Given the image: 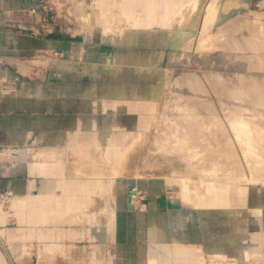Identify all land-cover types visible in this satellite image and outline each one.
Segmentation results:
<instances>
[{
	"label": "crops",
	"instance_id": "1",
	"mask_svg": "<svg viewBox=\"0 0 264 264\" xmlns=\"http://www.w3.org/2000/svg\"><path fill=\"white\" fill-rule=\"evenodd\" d=\"M184 2L0 0V264H264L258 198L224 207L200 194L196 205L169 180H140L137 211L134 181L80 171L84 146L124 145L150 128L156 72L182 54ZM51 57L88 69L51 68Z\"/></svg>",
	"mask_w": 264,
	"mask_h": 264
},
{
	"label": "rangeland",
	"instance_id": "2",
	"mask_svg": "<svg viewBox=\"0 0 264 264\" xmlns=\"http://www.w3.org/2000/svg\"><path fill=\"white\" fill-rule=\"evenodd\" d=\"M207 1H209V0H207ZM222 1H225L227 4L224 5ZM220 2H222L221 3L222 4L221 8L223 6H225V8H223L224 10L223 9L222 10L226 14V17L222 21V24H221L220 27L213 26L210 29V31H211V35L210 36L209 35H204L202 33L193 36V39H191L186 44L184 43V46L185 47H182L181 48V50H182L181 53L182 54L180 55V57L176 58V57H174L173 54L171 55L170 52L168 53V56H167L166 61L164 63L166 65V67H167L166 68L167 69V73H166V76H167L166 77V85H165V87H164V89L162 91V96H161L162 98L160 99V102H159V105L160 106L158 105V107H160V108H158V109H160V113L158 115V118L160 119V121H159L160 123H157L158 122L157 121L158 119H157L156 120L157 122L155 123V124H157V126L152 125V124H154V120H155L154 119L155 118V115H154V118H153V121H152V124H151V126L154 127L153 130L154 129L158 130V128H161L162 130L159 131L160 133L162 131H163V133L166 131L167 133L166 132L165 133L167 135L170 134V135L167 136L164 133V135L166 137H168V139H169V136H170V140L172 139L171 141H169L166 138V140H168L167 141L168 144L166 143L165 145H170V144H173L175 141H178V140H176V138L177 139H181V138L183 139L184 138L183 140H186V143L183 142V141H181V142L185 143L182 146L181 143L178 142V145L180 144V147H182V148L184 147L185 148V146H186L188 148H190V147H193L194 148L196 146L194 149H196V148L199 147L200 149L199 148L198 149L200 150V152L196 151L195 153H197V154L201 153L202 154V152H204L205 154L204 153L203 154L206 156V158L204 159V157H205L204 155H203V157L201 155L200 156L198 155V158H197L195 156V153L193 154V152H191V154H189V152H188V154H186L187 151L185 153H183L184 151L183 152L180 151V153H178L177 151L171 153L169 151L168 154H170V157L167 156V158H166L165 155H164L165 157L164 156H161L162 154H165V152H160L161 153V155H160L159 153H157L155 151H150L151 152V154H149L150 156H152V153L154 152L153 153V156L161 157V160H162L163 157L166 159L165 160L163 158V160L160 161V163H161L162 166H160V163H158L159 166H160L159 168H157L156 165H155V167H154V165L151 166L150 161H148L146 164H149L150 166L145 164V167L143 165L142 167H136V169L135 168L126 169L129 172L127 174H125V175L123 174V176L121 175L122 173L121 174H118V175H121V176H118V177H125V178L128 177L132 181V183H133V181L135 182V183L131 184L127 188L126 191H130L131 208H134L137 211H139V210H141V209L144 208V200L146 199V197H145L146 186L140 185L138 181H140V180H142V181H153L155 179H162L164 181H167L168 179H176L179 184H178L177 190H174L173 193L174 194H177V195H178V193H186L185 191H188V190H189L190 193L202 194V193L205 192V188L210 183H214L215 181L217 183L218 182L217 179H218L219 182L221 181L220 182L221 184L219 182H218V184L223 185V186H229V185L232 184L233 186H235V188H236V186H240V187H243V188L246 187L245 189H246V192L247 193H246V196L245 197L248 200L246 202V204L250 200H251V202L256 201V198H258L260 202H263L264 203V178H263L264 177L263 176L264 175V172H263L264 171L263 170L264 167H262L264 165L258 163V161L256 162V160H258V159L255 160L254 157H253V161H255V162H253V161L247 162L248 159H245L246 156L244 154L245 152L243 150V147L241 146V141L240 142L238 141V139H237L234 131L231 128V122L233 120H236V118H242L245 121H247L250 124H252L255 129H258L257 127L260 128V126H261V129H259L260 132L262 130H264V70H263L264 69V53H263L264 52V47L263 46H260L259 48H255V49H257L256 54L258 53V54H261L262 55V57H261V55H258L257 54L258 55L257 57H259V58H257L256 57V54H255V49H251L249 46L247 47L246 46L247 44L245 42L248 39V37H250L249 35H251V32L254 29H256L255 31H257L258 33H260V37H263V39H264V0H248L246 2H242V5H237V6L236 5H233V7H231V6L228 7V4L229 3H228L227 0H220ZM233 8H236V9H233ZM54 12L57 14V9H55ZM117 13H118V11H117ZM245 17H247V18H245ZM240 18H242V19H240ZM110 21H112V24H116V22H118V18H116L115 16H112L111 19H110ZM244 21H245V23L246 22L247 23L245 24ZM242 24H244V25L241 26ZM238 25H239V27L241 26L240 27L241 28V31L240 32H238V30L240 29L238 27ZM236 27H238L239 29L237 30ZM252 27H253V30H252ZM229 28L230 29H232V28L235 29L234 31H236V33L234 31H232L233 30L232 29L231 31L234 34L233 33L229 34V32H230V29ZM224 29H225V31L227 29L229 30V31L228 30L226 31L229 35L228 34L227 35H223L224 33L222 34V32L220 30H222L223 32H225ZM197 33H199V31H197ZM213 34H214V36L215 35L216 36L217 35L220 36V39L217 38L218 36L217 37L216 36L213 37ZM231 35H234V36H231ZM229 36H230V39H229ZM223 37H225V38L223 39ZM244 37H247V39L244 38ZM236 38H237V40H236ZM242 38L244 40H242ZM226 40H228V41H226ZM239 40H240V42H239ZM235 41H237V42H235ZM217 42L218 43L220 42V43L218 44ZM230 42H231V44H230ZM233 42H235L237 45L235 43H233ZM241 42H243V43H241ZM206 43H207L208 46L206 45ZM243 44L244 45L246 44L245 46L247 48L244 47ZM188 45H190V46H188ZM188 47H189V49H188ZM194 48H195V50H194ZM260 50L262 51V53H261ZM250 56H252L251 57L252 60H251V58H249ZM209 57H210L211 64H209V62H208ZM51 58H55L56 59L57 57H51ZM255 58H257V59L255 60ZM259 59L260 60L262 59L263 61L262 60L259 61ZM259 62H262L263 65H261ZM259 65H261V66L259 67ZM59 74L60 73H58V72L55 73V72L51 71L52 79H54L55 76H59ZM74 75H75V73H73V72H67V74H66V76H67L68 79H74ZM39 76H40V74H35V77L34 78L35 79H39ZM145 76L147 77L148 74L147 73H144V74L131 73L129 75V77L128 78H125V79H130V80H135V79L147 80L145 78ZM192 76H195L196 77V78L194 77L195 79H198L200 82L204 83V85H205V89L204 90H198V89H195L194 90V89L191 88V86H189L190 84L188 83L187 79L189 77H192ZM30 78L28 77V79H30ZM201 80H203V81H201ZM206 81H208L207 82L208 84L206 83ZM218 81H220L219 85L217 84ZM254 81H255V83H254ZM212 83L217 84L218 87H217V85H214V84L212 85ZM209 84H210L211 87L209 86ZM249 85L252 86V87L250 88ZM206 86H207V88H206ZM254 87L257 90L259 89L258 91H260V89L262 88L261 89V92H263V93L261 94V92H258L257 90H253V89H255ZM219 88L222 89L223 91L221 90L219 92V90H220ZM248 88H250V89H248ZM206 89H208V90H206ZM208 91H210V92H208ZM253 91L255 93H253ZM218 92H219L220 95L218 94ZM258 93H260V95H262V97L259 96ZM254 94L256 96H258V98L256 97V98H254V100L257 99V101H258V99L260 97H261V100L259 99L260 101H258V102L255 100L256 102H254V100H252L253 96H255ZM200 98H201V100H200ZM205 99H208V100H205ZM184 100H186V101H184ZM199 100H200V102H199ZM202 100L203 101L205 100V102L203 103ZM210 100H211V102H210ZM187 101H189V102H187ZM196 102H199L201 104L199 105ZM208 102H209V104H208ZM195 103L198 105V106L196 105L197 107L194 105ZM192 105H194L195 107L192 106ZM185 106L186 107L190 106L188 110H192L193 108L195 109V111L197 110V113L196 112L195 113L197 115H199L198 116L200 118L198 120V123L199 124L197 123V120H196L197 119V115L193 112L194 109L192 111L193 113L191 112V114L193 116H194V114L196 115V116H194V118L196 117V119H195L196 122L195 121H192V120H190V122H189V119L190 118H193V116L189 117L190 111H188L185 108ZM203 106H206V107H203ZM211 107H213L212 110H211ZM202 108H204V110H202ZM158 109H157V106H156V112L159 111ZM156 112H155V114H156ZM186 112H188L187 113L188 115L186 114ZM200 112L203 113V114L201 115ZM183 115H186L185 116L186 118L189 117V119H187V120H188L189 123H191V121H192V125L189 124V123H188L189 124L188 125L186 123L187 120H186L185 117L182 118V119L185 118V120H184L185 123L182 122L183 120L181 121L182 123L180 122V119L179 118L182 117ZM203 116H205V117H203ZM217 116H218V118H217ZM208 117H209V119H207ZM194 118H193V120H194ZM213 118H214V120L216 119L219 122H217L216 120L214 121ZM204 119H206V121ZM210 119H212L213 123H212V121L210 123ZM177 120L180 122V123L178 122V124H183L184 123L185 125L184 124L183 125H178L177 122H176ZM208 120H209V122H207ZM200 121H202L203 125L206 128L202 124H200L201 123ZM193 122L196 123V124L194 125ZM214 122L216 123V125H215ZM210 124H213L216 127V129H214V130L215 131L218 130V131L217 132H214L213 129L211 130V128H214V127H213V125L209 126ZM196 125H199V126L196 127ZM200 125L203 126V127H201ZM182 126L183 127L184 126H186V127L189 126V127H187V128L184 127L183 128ZM193 126H194V128H193ZM207 127L208 128L211 127V128L208 129ZM151 128L152 127H150L148 129V131H149L147 133L148 136H146L148 140L153 139L152 137H150V139H149V135L152 132L151 131L152 130ZM179 128L180 129L182 128L183 129V132L185 131L184 134L188 135V137L186 135L183 137L184 134H182V129L180 130ZM190 128H191L192 131H189ZM217 128H220V129H217ZM177 130H178V132H181V134L178 133ZM168 131L170 133H168ZM187 131L188 132H192L194 134L191 133L192 134L191 135ZM215 133H216L217 136H215ZM263 133L264 132L262 131L261 134L264 136ZM178 134H180V136ZM189 135H191L192 138ZM165 136H163V139L158 140V142L159 141L161 142V140H164L165 141V138H164ZM135 137H137V135H131L130 141L127 142L124 145L122 143L121 144L119 143L121 141H119V142L117 141L118 138L117 139H114L115 143H114L113 146H116V147L127 146V145H129V144H131L133 142V139ZM146 137H145V139H146ZM194 137H196V138L194 139ZM197 137H199V138L197 139ZM205 138H206V141L203 140ZM145 139L143 141L144 144H145V141L146 142L148 141L147 139L146 140ZM187 139L190 142H188ZM192 139H194V141ZM216 139H219L218 142L216 141ZM104 140H106V139H100L99 138L98 139V142L101 143ZM173 140H175V141H173ZM199 140H200V142H198ZM153 141L151 143V140H150L149 142H147L145 144L144 147L151 148L153 146V144H155L153 146V147H155L157 145V143L155 141L154 142ZM164 141H162V142H164ZM196 141L200 145H198L196 143L195 146H194V142H196ZM141 142L142 141H140V142L138 141L136 144H141ZM205 142H207V143H205ZM212 142L214 144H212ZM109 143H110V145L112 144L111 141ZM148 143H150V144H148ZM208 143L210 145H212V146H210ZM201 144L204 147H206V145L208 144V146H210L211 149L213 148L212 151H211V149H210V151L207 150L208 148H206V150H204L205 148L203 149V146ZM216 145L217 146H220L219 148H217V150L219 149V154H218V151L215 150L216 151L215 153H217L216 155H218L219 157L216 156L214 154V152H213L214 149H216L215 147H217ZM105 146H107V144H105L104 147ZM256 147L257 146H254L255 149H257ZM259 148L260 147H258V149L256 151L257 154L255 153L256 154L255 158H257V156H259L258 153L259 154L262 153V155H260V156L261 157L263 156L264 151L262 152V150H259ZM221 150H223V151H221ZM235 151H236L237 154L235 153ZM176 152L178 153V155H177ZM181 152L184 154V156H183V154ZM207 152H208V154H206ZM220 152H221V154H220ZM223 152L226 154V156H225V154ZM233 152L237 156H235ZM209 153H211V154H209ZM168 154H166V155H168ZM185 154H186V156H185ZM222 154H223V157H221ZM209 155H210V157L207 158V156H209ZM212 155H215V158L216 157L217 158L215 159L214 156H212ZM227 155H229L228 156V160H226L227 159L226 158ZM232 155H234V156H232ZM172 156H175V157H172ZM193 156H194V160H193ZM186 157L189 158V159L187 160ZM200 157H202V159ZM229 157H231V158H229ZM235 157L237 159L240 158V159H238L240 163L237 162L238 160ZM179 158L180 159L184 158V159L179 160V161L178 160L176 161V159H179ZM211 158H213V161H216V164L218 163V165H219L220 162L222 163V164H220L221 166H218V165L216 166L217 168L219 167L218 168L220 170V173L219 174L217 173V170H216L217 168H214L215 166H212L211 165V164L214 163V162H212ZM234 158H235V160L233 161L232 159H234ZM263 158H264V156H263ZM170 159L172 161L174 159V165L175 164H178V165L174 166V168H173V166H172L173 164L171 162H169ZM185 159H186V163L185 162H182V161H185ZM195 159H197V160H195ZM206 159H207L208 163L206 162ZM208 159H210V160H208ZM189 160H190V163H189ZM191 160H193V162ZM164 161H166V162L168 161V163H169L168 166L169 165L170 166L169 167L166 166L167 165L166 162H165L166 165L165 164L163 165L162 163H164ZM194 161H196V162H194ZM209 161L212 162V163H210ZM204 162L207 163V164H205ZM263 162H264V160H263ZM180 163H182V164H180ZM237 163L239 165L242 163L241 165L242 166L244 165L243 168H242V166H239ZM248 163H251V166L250 167H249L250 164H248ZM158 164H157V166H158ZM183 164L185 165L184 167H183ZM208 164L211 165V167H209ZM234 164L235 165L237 164V165L235 166ZM186 165L189 168H191V166H192L193 173L191 171L192 168L189 171L188 170L189 168ZM206 165L209 168L208 170H207V166ZM224 165L226 166L227 169H225V166ZM232 165H234V166L231 168L230 166H232ZM259 165H260V167H259ZM171 166H172L173 170L171 169ZM203 166H204V168L207 171L204 168H202ZM252 166H254V167L256 166V167L254 168ZM150 167L151 168L154 167V168H157V169L154 170V168H153V170H152ZM229 167L231 168V171H230V168ZM236 167H239L240 170H239V168L236 169V170H234ZM251 167L254 168V169H252ZM143 168H144V170H143ZM149 168L152 170V173H151V171H149ZM169 168H170V170H169ZM185 168H187V169H185ZM197 168H198L199 171L197 170ZM210 168H212V169H210ZM261 168H262V170H261ZM158 169H159V171H158ZM214 169L216 171V174H214L215 173ZM256 169H257V171H256ZM161 170H163V171H161ZM174 170H176V172ZM183 170L185 171V173H184ZM201 170H205L206 171V172L203 171L205 173V175L201 176V174H202V173L200 174V171ZM209 170H213L214 173H213V171H209ZM233 170L234 171H238V172L235 173V172H233ZM133 171H135V173H133ZM136 171H137V174H136ZM144 171H145V173H144ZM179 171H180V173H179ZM229 171L231 172V175H230V173H228ZM239 171H242V173L239 172ZM163 172H165V173H163ZM172 172H175V174L174 173L173 174L174 175L177 174V176H179L182 173L181 174L182 176L180 175L179 176L180 178L179 177H176V176L174 178H170L169 175H171ZM196 172H197L198 175H196ZM222 172L225 174V176H224V174ZM232 172L234 173V175H233ZM167 173H168L169 178L167 176ZM210 173H211V175H210ZM221 173H222V175H221ZM243 173H246L247 176L245 174H243ZM140 174H141V176H140ZM188 174H190L191 177H189L190 175L188 176ZM235 174H237V176ZM174 175H171V177L174 176ZM209 175L211 176L210 177L211 180L209 179ZM213 175H215V177ZM218 175H219V178L217 177ZM227 175L230 177V179H232V178L233 179L231 181H228V179H225L226 177H228ZM238 175H240L241 177L238 176ZM101 176H103V175H101ZM137 176H139V178ZM206 176H207V181L205 180L206 179ZM221 176H222V179L220 178ZM234 176H236V177H234ZM253 176H255L257 179L250 181V178H252ZM257 176H259V177H257ZM181 177H184L186 179L181 178ZM195 177L196 178L198 177V179H195ZM200 177H202V178H200ZM203 177H205V178H203ZM237 177H240V178L237 180ZM246 178L249 180V182H248V180ZM224 179L226 181H223ZM234 179H235V181H234ZM194 180H195V182H194ZM212 180H214V182H212ZM191 181H193V182H191ZM239 181L241 183H239ZM185 182H186V184H185ZM228 182H230V184ZM194 184H197V185H194ZM198 185L202 189H199L200 187ZM245 185H247V186H245ZM188 186H190V187H188ZM195 186H196V188H195ZM160 188L163 191H165L166 190V185H162ZM231 188L234 189V187H231ZM195 190H197V191L200 190L199 191L200 193L199 192H195ZM134 192H135V194H134ZM183 203H184V207L185 208H189V205H188L187 202L183 201Z\"/></svg>",
	"mask_w": 264,
	"mask_h": 264
},
{
	"label": "bare ground",
	"instance_id": "3",
	"mask_svg": "<svg viewBox=\"0 0 264 264\" xmlns=\"http://www.w3.org/2000/svg\"><path fill=\"white\" fill-rule=\"evenodd\" d=\"M181 2L183 1V0H180ZM228 1V7H233V5H242V2H246V1H248V0H227ZM223 2V4L224 5H226L227 3L225 2V1H222ZM222 2H220V0H210V3L209 4H207V5H204V3L202 2V0H185V5L182 7V9L181 10H179V13L178 14H176V15H174L175 17V19H177V26H178V33L181 35V39H182V42L180 43V47L182 48V47H185L184 46V43L186 44L187 42H189L191 39H193V36H195V35H198V34H206V35H211V33L209 32V29H210V27H212L213 25H217V26H219V25H221L222 24V21L225 19V17H226V14H225V12L223 11L224 9L223 8H225V6H223L222 8H221V6H222ZM227 7V8H228ZM223 9V10H222ZM230 9V8H229ZM228 9V10H229ZM233 9H236V8H233ZM83 10V9H82ZM231 10V9H230ZM229 10V11H230ZM242 10V9H241ZM226 11V10H225ZM228 11V12H229ZM246 12V11H245ZM59 13H61V12H59ZM239 18V17H238ZM245 18H247V17H245ZM240 19H242V18H240ZM240 21V20H239ZM243 21V20H242ZM243 23V22H242ZM244 23H245V21H244ZM247 23V22H246ZM245 23V24H246ZM244 24H242L241 26H243ZM240 26V27H241ZM238 27H239V25H238ZM238 27H236L237 28V30L240 28H238ZM227 28V27H226ZM243 28V27H242ZM221 29V28H220ZM230 29V28H229ZM233 29V28H232ZM230 29V32H229V34H231V33H233L232 31H234L235 29ZM244 29V28H243ZM228 30V29H227ZM226 30V31H227ZM232 30V31H231ZM252 30H253V27H252ZM256 29H254L252 32H251V35H249L250 37H248V39H247V37H244V38H246L247 40L245 41L246 42V46L248 47H250L251 49H255V48H259L260 46H263L264 47V39H263V37H260V33H258L257 31H255ZM197 31H199V33H197ZM221 32H222V34L223 35H227L228 33L225 31V29H224V31L225 32H223L222 30H220ZM229 31V30H228ZM241 31V28L238 30V32H240ZM235 33H236V31H234ZM216 34V33H215ZM218 34V33H217ZM228 34V35H229ZM234 34V33H233ZM216 36V35H215ZM214 36V34H213V37H215ZM218 36V35H217ZM216 36V37H217ZM231 36H234V35H231ZM228 37V36H227ZM217 38H219L220 39V36H218ZM225 37H223V39H224ZM234 38V37H233ZM216 39V38H215ZM229 39H230V36H229ZM205 40V39H204ZM213 40V39H212ZM233 40V39H232ZM231 40V41H232ZM236 40H237V38H236ZM242 40H244L243 38H242ZM241 40V41H242ZM196 41V40H195ZM209 41V40H208ZM216 41V40H215ZM214 41V42H215ZM226 41H228V40H226ZM230 41V40H229ZM235 42H237V41H235ZM235 42H233V43H235ZM239 42H240V40H239ZM244 42V41H243ZM243 42H241V43H243ZM195 43V42H194ZM218 43V42H217ZM220 43V42H219ZM218 43V44H219ZM196 44V43H195ZM229 44V43H228ZM230 44H231V42H230ZM236 44V43H235ZM206 45H207V43H206ZM237 45V44H236ZM239 45V44H238ZM242 45V44H241ZM244 44H243V46L244 47H246ZM188 46H190V45H188ZM208 46V45H207ZM194 47V46H193ZM214 47V46H213ZM216 47V46H215ZM227 47V46H226ZM246 47V48H247ZM223 48V47H222ZM225 48V47H224ZM249 48V49H250ZM188 49H189V47H188ZM244 49V48H243ZM194 50H195V48H194ZM254 51V50H253ZM252 51V52H253ZM261 51V50H260ZM210 52V51H209ZM256 52H257V49H255V54H256ZM259 52V51H258ZM261 53H262V51H261ZM264 53V52H263ZM258 54V53H257ZM256 54V57L258 56V55H261V54H258L257 55ZM74 55V57L75 58H78L79 57V54H77V52H75V54H73ZM253 55V54H252ZM255 56V55H254ZM252 56H250L249 58H251ZM261 57H262V55H261ZM260 57V58H261ZM49 58V57H48ZM257 58H259V57H257ZM257 58H255V60L257 59ZM263 59V58H262ZM261 59V60H262ZM38 60V59H37ZM46 60V59H45ZM77 60V59H76ZM75 59H73L72 61L71 60H65V59H59V58H50V60H49V62H48V60H47V63L50 65V67L51 68H57L58 70H61V71H79V72H82V71H87V69H88V67H86L85 66V68H84V70H79L77 67H76V65H75V61H76ZM251 60H252V58H251ZM260 59H259V61H261ZM32 61V60H31ZM40 61V60H39ZM263 61V60H262ZM26 62V61H25ZM25 62H24V64H25ZM34 62V61H33ZM42 62V61H41ZM40 62V63H41ZM37 63H38V61H37ZM36 63V64H37ZM43 63V62H42ZM41 63V64H42ZM261 65H263L262 64V62H259ZM39 64V63H38ZM261 65H259V67L261 66ZM29 66V65H28ZM254 66V65H253ZM257 66V65H256ZM255 66V67H256ZM20 68V67H19ZM30 68V67H29ZM23 69H24V67L22 68V71H23ZM25 69H26V71H27V68L25 67ZM264 70V69H263ZM21 71V72H22ZM156 76H157V81H158V87H156V88H154L153 90H152V97L154 98V100L156 101V106H157V109L158 108H160V107H158V105H159V102H160V99L162 98L161 96H162V91H163V89H164V87H165V85H166V71H157L156 72ZM195 76H192V77H189L188 79H187V81H188V83L190 84L189 86H191V88L192 89H198V90H204L205 89V85H204V83H202V82H200L198 79H195L194 78ZM200 79V78H199ZM211 80V79H210ZM201 81H203V80H201ZM168 82V81H167ZM208 81H206V83H207ZM251 82V81H250ZM219 83H220V81H218V85H219ZM254 83H255V81H254ZM208 84V83H207ZM211 84V83H210ZM210 84H209V86H210ZM214 83H212V85H213ZM217 84H214V85H217ZM218 85H217V87H218ZM250 86V85H249ZM255 86V85H254ZM211 87V86H210ZM209 87V88H210ZM252 86H250V88H251ZM206 88H207V86H206ZM222 88V87H221ZM250 88H248V89H250ZM255 88V87H254ZM260 88V87H259ZM217 89V88H216ZM220 89V88H219ZM262 89V88H261ZM261 89H260V91H258L256 88L255 89H253V90H257L258 92H261ZM206 90H208V89H206ZM222 89H220L219 90V92L221 91ZM223 91V90H222ZM256 91V92H257ZM208 92H210V91H208ZM219 92H218V94H219ZM222 93V92H221ZM253 93H255L254 91H253ZM263 92H261V94H262ZM208 94V93H207ZM223 94V93H222ZM252 94V93H251ZM259 94V96H261L262 97V95H260V93H258ZM257 94V95H258ZM220 95V94H219ZM218 95V96H219ZM255 95V94H254ZM253 96V95H252ZM202 97V96H201ZM258 98V96H253V98H252V100H254V98ZM261 97L259 98L260 100H261ZM198 98V97H197ZM204 98V97H203ZM199 99V98H198ZM209 99V98H208ZM208 99H205V100H208ZM251 99V98H250ZM258 99V101H260ZM188 100V99H187ZM191 100V99H190ZM196 100V99H195ZM200 100H201V98H200ZM200 100H199V102H200ZM205 100L203 101L202 100V102L204 103L205 102ZM256 101H257V99H255ZM254 100V102H256ZM184 101H186V100H184ZM257 101V102H258ZM187 102H189V101H187ZM199 102H196V103H198L199 105L201 104V103H199ZM210 102H211V100H210ZM191 103V102H190ZM189 103V104H190ZM194 103V102H193ZM194 104L195 106L197 105V104ZM187 104V103H186ZM185 104V105H186ZM188 104V105H189ZM208 104H209V102H208ZM211 104V103H210ZM194 105H192V106H194ZM203 105V104H202ZM160 106V105H159ZM194 106V107H195ZM198 106V105H197ZM196 106V107H197ZM210 106V105H209ZM212 106V105H211ZM189 107L190 106H188V107H186L185 106V108L188 110L189 109ZM203 107H206V106H203ZM201 108V107H200ZM215 108V107H214ZM194 109V108H193ZM193 109L192 110H188V111H190V114H191V112L193 111ZM199 109V108H198ZM206 109V108H205ZM209 109V108H208ZM213 109V107H211V110ZM159 111H157L156 112V114H155V120H154V124H152V125H155V126H157V124H155L157 121V123H160L159 121H160V119L158 118V115H159V113H160V109H158ZM202 110H204V108H202ZM194 113L196 112L197 113V110L195 111V109H194V111H193ZM192 112V113H193ZM203 112V111H202ZM205 112V111H204ZM188 112H186V114H187ZM195 113V114H196ZM201 113V112H200ZM199 113V114H200ZM189 114V117H191V116H193L192 114L190 115ZM194 114V116H196ZM203 113H201V115H202ZM188 115V114H187ZM186 115H183L182 117H180L179 119H180V122L182 121V122H184L185 123V117ZM194 116H193V118H194ZM199 115H197V119H196V117L194 118V120H193V118H190L189 119V117H187L186 118V120L187 119H189V122H190V120H192V121H195L196 122V120H197V123H198V120L200 119L199 117H198ZM183 117H185L184 119H182ZM203 117H205V116H203ZM215 118V117H214ZM214 118H213V120H214ZM217 118H218V116H217ZM158 119V120H157ZM196 119V120H195ZM207 119H209V117L207 118ZM157 120V121H156ZM205 121H206V119H204ZM216 120V119H215ZM214 120V121H215ZM192 121H191V123H189L188 122V120H187V124L189 123V124H191L192 125ZM204 121V122H205ZM211 121H212V119H210V123H211ZM217 121V120H216ZM177 122V124H178V120L176 121ZM179 122V123H180ZM181 122V123H182ZM201 123L200 124H202L203 125V123H202V121H200ZM207 122H209V120L207 121ZM217 122H219V121H217ZM183 123V124H184ZM194 123V122H193ZM206 123V122H205ZM212 123H213V121H212ZM215 123V122H214ZM176 124V123H175ZM176 124V125H177ZM183 124H178V125H183ZM186 124V125H187ZM188 124V125H189ZM196 123H194V125H195ZM199 124V123H198ZM209 124V123H208ZM159 125V124H158ZM185 125V124H184ZM207 125V124H206ZM211 125H213V124H210L209 126H211ZM215 125H216V123H215ZM218 125V124H217ZM199 125H196V127H198ZM201 126V125H200ZM204 126V125H203ZM203 126H201V127H203ZM150 127H152L150 130L152 131L151 133H150V135H149V139H150V137H152L153 139H150L151 140V143H152V141L154 140L156 143H157V145L155 146V147H153L155 144H153V146L151 147V148H146V147H144L145 146V144L147 143V142H149L150 140H148L147 139V137L146 136H148L147 135V133L149 132L148 130L146 131V132H141V133H139L138 135H137V137H135L134 139H133V142L131 143V144H129V145H127V146H123V147H116V146H109V145H107V146H105V147H102V150H99V151H96V150H93L92 148H90L89 146L87 147V146H84L83 148H81L82 149V152L81 153H79L80 154V156L79 155H77L76 157H78L79 159H81V161L82 162H80L81 164H82V168H81V174L82 175H87V176H95V177H102L101 175H103V176H111V177H113V178H116V177H118V176H123V174L125 175V174H127L129 171L128 170H126V169H131V168H135L136 169V167H142L143 165H144V167H145V164L148 162V161H150V163H151V166L152 165H154V167H155V165H156V167L157 168H159L160 166H162L161 165V163H160V161H162L163 160V158L166 156V158H167V156H169L170 157V154H168V152L170 151L171 153L172 152H175V151H177L178 153H180V151H184L183 153H185L186 151H187V153L186 154H188V152H189V154H191V152H193V154L196 152V151H198V152H200V148L198 149V148H196V149H194L196 146H195V144L197 143V141L196 142H194V148L193 147H190V148H188V147H186L185 146V148L183 147H180V144L178 145V142L179 143H181V145L183 146L185 143H186V140H183L181 137V139H177L176 138V140H178V141H175V140H173V141H175L173 144H170V145H165L166 143H167V141L169 140V141H171L170 140V136H169V139H168V137H166L165 135H167L165 132V135H164V133H163V131L160 133L159 131H161L162 129L161 128H158V130H156V129H154L153 130V126H150ZM178 127V126H177ZM183 127V126H182ZM184 127H186V126H184ZM183 127V128H184ZM187 127H189V126H187ZM186 127V128H187ZM192 127V126H191ZM205 127V126H204ZM213 127L214 128H211V127H209V128H211V130L213 129V131L214 132H217L218 130H214V129H216V127L213 125ZM218 127V126H217ZM220 127V126H219ZM165 128V127H164ZM193 128H194V126H193ZM206 128V127H205ZM208 128V127H207ZM208 128V129H209ZM231 128H232V130L234 131V133H235V135H236V137H237V139H238V141L240 142L241 141V146L243 147V150H244V154H245V159H248V161L247 162H251V161H253V157H254V159L256 160V159H258V160H256V162L258 161V163H260V164H263L264 165V162H263V160H264V158H263V156H264V153H263V156L261 157L260 155H262V153H258V155L259 156H257V158H255V156H256V154H257V149H258V147H260L259 148V150H262V152L264 151V136L261 134L262 133V131L264 132V130H262L261 132H260V130L259 129H261V126H260V128L259 127H257L258 129H255L254 127H253V125L252 124H250L249 122H247V121H245L244 119H242V118H236V120H233L232 122H231ZM180 129V128H179ZM182 129V128H181ZM180 129V130H181ZM189 129V128H188ZM217 129H220V128H217ZM156 130V131H155ZM167 130V129H166ZM198 130V129H197ZM189 131H192L191 130V128H190V130ZM196 131V130H195ZM177 132H178V130H177ZM185 132V131H184ZM184 132H183V129H182V134H184ZM188 132V131H187ZM168 133H170L169 131H168ZM178 133H180L181 134V132H178ZM189 134H191L192 132H188ZM180 134H178L179 136H180ZM192 134H194V133H192ZM191 134V135H192ZM200 134V133H199ZM264 134V133H263ZM168 135H170V134H168ZM167 135V136H168ZM177 135V136H178ZM186 134H184L183 135V137L185 136ZM191 135H189L191 138H192V136ZM163 136H165L164 138H165V141L164 140H161V142L159 141L158 142V140H160V139H163ZM176 136V137H177ZM187 137H188V135H186ZM200 136V135H199ZM204 136V135H203ZM215 136H217L216 135V133H215ZM145 137H146V139L148 140L147 142L145 141V144H144V139H145ZM166 138L168 139V140H166ZM196 137H194V139H195ZM199 137H197V139H198ZM217 138V137H216ZM220 138V137H219ZM142 139V140H141ZM145 139V140H146ZM190 139V138H189ZM194 139H192L193 141H194ZM196 139V140H197ZM96 140V143L98 142V139L96 138L95 139ZM191 140V141H192ZM203 140H205L206 141V138L205 139H203ZM218 140L219 139H216V141L218 142ZM94 141V140H93ZM140 142V141H142L141 142V144H136L137 142ZM153 141V142H154ZM162 141H164V142H162ZM181 141H183V142H185V143H183V142H181ZM187 141H188V139H187ZM188 142H190V141H188ZM198 142H200V140L198 141ZM203 142V141H202ZM201 142V143H202ZM209 142V141H208ZM211 142V141H210ZM81 143H85V141L84 142H81ZM99 143V142H98ZM171 143V142H170ZM183 143V144H182ZM193 143V142H192ZM205 143H207V142H205ZM87 144V143H86ZM99 144H101V143H99ZM148 144H150V143H148ZM168 144V143H167ZM189 144V143H188ZM198 144V143H197ZM209 144V143H208ZM208 144L206 145V147H204L202 144V146H203V149L204 150H206V148H208L207 150H209L210 151V149H211V147L210 146H212V145H210V146H208ZM212 144H214L213 142H212ZM219 144V143H218ZM217 144V145H218ZM229 144V143H228ZM235 144V143H234ZM198 145H200V144H198ZM205 145V144H204ZM216 145V146H217ZM82 146V144L78 147L79 149V152L81 151V149H80V147ZM90 146H91V144H90ZM104 146V145H103ZM254 146H257L256 148L257 149H255L254 148ZM95 147V146H94ZM148 147V146H147ZM220 146H217V147H215L216 149H214V154L216 155L217 153H215L216 151L215 150H217V148H219ZM73 148H74V146H73ZM262 148V149H261ZM76 148H74V150H75ZM185 149V150H184ZM213 149V148H212ZM212 149H211V151H212ZM238 149V148H237ZM236 149V150H237ZM239 150V149H238ZM237 150V151H238ZM150 151H155V152H157V153H159L160 155H161V153L160 152H165V154H162L161 156H164L163 158H162V160H161V157H158V156H153V153H152V156H150L149 154H151V152ZM208 151V152H209ZM218 151V154H219V149L217 150ZM221 151H223V150H221ZM228 151V150H227ZM167 152V153H166ZM176 152V153H177ZM181 152V153H182ZM208 152L206 153V154H208ZM259 152V151H258ZM178 153H177V155H178ZM182 153V154H183ZM204 152H202V154L201 153H199V154H197V153H195V156L198 158V155L200 156H202L203 157V155L205 154H203ZM224 153V152H223ZM232 153V152H231ZM230 153V154H231ZM234 153V152H233ZM235 153H236V151H235ZM235 153H234V155H235ZM256 153V154H255ZM148 154V155H147ZM156 154V153H155ZM158 154V155H159ZM166 154H168V155H166ZM174 154V153H173ZM172 154V155H173ZM181 154V155H182ZM186 154H185V156H186ZM192 154V155H193ZM209 154H211V153H209ZM220 154H221V152H220ZM225 154V153H224ZM228 154V153H227ZM237 154V153H236ZM215 155H212V156H214V158H215ZM234 155H232V156H234ZM176 156V155H175ZM175 156H172V157H175ZM183 156H184V154H183ZM188 156V155H187ZM205 156V155H204ZM216 156H218V155H216ZM225 156H226V154H225ZM228 156L229 155H227V159L226 160H228ZM235 156H237V155H235ZM75 157V156H74ZM189 157V156H188ZM202 157H200L201 159H202ZM208 157H210V155L209 156H207V158ZM219 157V156H218ZM221 157H223V154L221 155ZM261 157V158H260ZM178 158V157H177ZM187 158V157H186ZM206 158V156L204 157V159ZM217 158V157H216ZM215 158V159H216ZM229 158H231V157H229ZM236 158V157H235ZM235 158L234 159H232L233 161L235 160ZM165 159V158H164ZM182 159H184V158H182ZM182 159H176V161L178 160H182ZM189 158H187V160H188ZM192 159V158H191ZM200 159V160H201ZM221 159V158H220ZM237 159V158H236ZM238 159H240V158H238ZM237 159V160H238ZM77 160V159H76ZM166 160V159H165ZM193 160H194V156H193ZM193 160H191L192 162H193ZM195 160H197V159H195ZM208 160H210V159H208ZM211 160H212V162H214L213 164H211L212 166H215L214 168H217L216 166L218 165V163L216 164V161H213V158H211ZM218 160V159H217ZM236 160V161H237ZM244 160V159H243ZM77 161H79V160H77ZM202 161V160H201ZM204 161V160H203ZM219 161V160H218ZM221 161V160H220ZM245 161V162H246ZM165 162L166 161H164V163H162L163 165L165 164ZM169 162H171L170 164L173 166V168H174V166H176V165H178V164H175L174 165V159H173V161L170 159V161ZM181 162V161H180ZM182 162H185L186 163V159H185V161H182ZM188 162V161H187ZM194 162H196V161H194ZM206 162L208 163V161H207V159H206ZM210 162V161H209ZM212 162H210V163H212ZM238 163H240L239 162V160L237 161ZM244 162V163H245ZM246 162V163H247ZM253 162H255V161H253ZM263 162V163H262ZM158 163H160V166H159V164ZM178 163V162H177ZM189 163H190V160H189ZM205 163V162H204ZM207 163H205V164H207ZM209 163V164H210ZM226 163V162H225ZM230 163V162H229ZM228 163V164H229ZM234 163V162H233ZM237 163V164H238ZM245 163V164H246ZM157 164H158V166H157ZM167 164V165H166ZM166 166H168V161L166 162ZM180 164H182V163H180ZM196 164V163H195ZM208 164V165H209ZM220 164H222L221 162L219 163V165L218 166H221ZM227 164V165H228ZM232 164V163H231ZM236 164V165H237ZM242 164V163H241ZM239 165V166H242V165ZM248 164H250L249 165V167L251 166V163H248ZM146 165H149V164H146ZM190 165V164H189ZM199 165V164H198ZM211 165H209V167H211ZM235 165V164H234ZM234 165H232V166H230L231 168L234 166ZM235 165V166H236ZM150 166V165H149ZM170 166V165H169ZM168 166V167H169ZM172 166H171V169L173 170V168H172ZM185 165L183 164V167H184ZM187 166V165H186ZM200 166V165H199ZM202 166V165H201ZM207 166V165H206ZM225 166V165H224ZM244 166V165H243ZM243 166H242V168H243ZM147 167V166H146ZM154 167H150L152 170H153V168ZM188 167V166H187ZM229 167V168H230ZM252 167H254V166H252ZM251 167V168H252ZM256 167V166H255ZM254 167V168H255ZM259 167H260V165H259ZM262 167H264V166H262ZM149 168V171H151V173H152V170ZM157 168H154V170H156ZM165 168V167H164ZM176 168V167H175ZM189 168V167H188ZM191 168H192V166H191ZM191 168H189L188 170L190 171L191 170ZM202 168H204V166L202 167ZM213 168V167H212ZM212 168H210V169H212ZM219 168V167H218ZM216 169L217 170V173L219 174L220 173V170L219 169ZM223 168V167H222ZM221 168V169H222ZM231 168H230V171H231ZM239 167H236L234 170H236V169H238ZM250 168V169H251ZM254 168H252V169H254ZM258 168V167H257ZM140 169V168H139ZM161 169V168H160ZM180 169V168H179ZM184 169V168H183ZM185 169H187V168H185ZM205 169V168H204ZM209 168H208V166H207V170H208ZM225 169H227L226 168V166H225ZM143 170H144V168H143ZM147 170V169H146ZM164 170V169H163ZM163 170H161V171H163ZM169 170H170V168H169ZM177 170V169H176ZM176 170H174L175 172H176ZM196 170V169H195ZM197 170H198V168H197ZM206 170V169H205ZM205 170H201L200 171V174H201V176H203V175H205V173L203 172V171H205ZM206 170V171H207ZM223 170V169H222ZM221 170V171H222ZM233 170V172H238V171H234ZM239 170H240V168H239ZM261 170H262V168H261ZM264 170V169H263ZM127 171V172H126ZM131 171V170H130ZM158 171H159V169H158ZM160 171V172H161ZM184 171V170H183ZM182 171V172H183ZM192 173H193V168H192ZM199 171V170H198ZM205 171V172H206ZM209 171H213V170H209ZM208 171V172H209ZM214 171H215V169H214ZM214 171H213V173H214ZM219 171V172H218ZM228 171V170H227ZM228 172V173H230V175H231V172ZM244 171V170H243ZM252 171V170H251ZM254 171V170H253ZM256 171H257V169H256ZM140 172V171H139ZM143 172V171H142ZM175 172H172V174L171 175H174L175 174ZM226 172V171H225ZM232 172V173H233ZM239 172H241L242 173V171H239ZM264 172V171H263ZM122 173V174H121ZM133 173H135V171H133ZM144 173H145V171H144ZM150 173V172H149ZM158 173V172H157ZM156 173V174H157ZM163 173H165V172H163ZM174 173V174H173ZM179 173H180V171H179ZM184 173H185V171H184ZM187 173V172H186ZM189 173V172H188ZM191 173V172H190ZM223 173V172H222ZM222 173H221V175H222ZM227 173V174H228ZM240 173V174H241ZM252 173V172H251ZM254 173V172H253ZM118 174H121V175H118ZM136 174H137V171H136ZM143 174V173H142ZM154 174V173H153ZM182 174V173H181ZM180 174V175H181ZM209 174V173H208ZM214 174H216V171H215V173ZM224 174V173H223ZM243 174H245L246 175V173H243ZM262 174V173H261ZM166 175V174H165ZM171 175H169L170 176V178H174L175 176L176 177H179V176H177V174L176 175H174V176H172L171 177ZM187 175V174H186ZM190 174H188V176H189ZM193 175V174H192ZM196 175H198L197 174V172H196ZM210 175H211V173H210ZM209 175V179H210V176ZM229 175V174H228ZM227 175V176H228ZM233 175H234V173H233ZM236 176H237V174H235ZM242 175V174H241ZM140 176H141V174H140ZM167 176H168V173H167ZM169 176H168V178H169ZM182 176V175H181ZM187 176V177H188ZM208 176V175H207ZM207 176H206V181H207ZM214 177H215V175H213ZM224 176H225V174H224ZM236 176H234V177H236ZM238 176H240V175H238ZM247 176V175H246ZM256 176V175H255ZM255 176H253L252 178H250V181L251 180H255V179H257ZM264 176V175H263ZM138 178H139V176H137ZM161 177V176H160ZM164 177V176H163ZM189 177H191V175L189 176ZM194 177V176H193ZM213 177V178H214ZM218 178H219V175L217 176ZM229 177V176H228ZM228 177H226L225 179H228V181H231L232 179H230V177L228 178ZM241 177V176H240ZM240 177H237V180L240 178ZM257 177H259V176H257ZM167 178V177H166ZM180 178V177H179ZM178 178V179H179ZM181 178H184V177H181ZM200 178H202V177H200ZM203 178H205V177H203ZM221 179H222V176L220 177ZM264 178V177H263ZM184 179H186V178H184ZM192 179V178H191ZM195 179H198V177L196 178L195 177ZM223 180V181H226V180ZM230 179V180H229ZM236 179V178H235ZM235 179H234V181H235ZM247 179V178H246ZM170 182H173V183H175L177 186H178V181L176 180V179H168ZM190 180V179H189ZM211 180V179H210ZM209 180V181H210ZM236 180V181H237ZM248 180V179H247ZM217 181L219 182V180L217 179ZM191 182H193V181H191ZM194 182H195V180H194ZM198 182V181H197ZM212 182H214V180H212ZM218 182L216 183V181L214 182V183H210L206 188H205V192L204 193H202V194H211V195H213V199L215 198L216 199V202H213V203H216V204H220V205H222V206H224V207H228V206H234V207H240V206H245L246 205V202H247V199H246V187L245 188H243V187H240V186H236V188H235V186H233L232 184L231 185H229V186H223V185H220L221 183V181L219 182L220 184H218ZM248 182H249V180H248ZM229 184H230V182H228ZM238 183V182H237ZM236 183V184H237ZM239 183H241L240 181H239ZM185 184H186V182H185ZM188 184V183H187ZM224 184V183H223ZM226 184V183H225ZM234 184V183H233ZM243 184V183H242ZM245 184V183H244ZM190 185V184H189ZM194 185H197V184H194ZM204 185V184H203ZM199 186V185H198ZM197 186V187H198ZM245 186H247V185H245ZM188 187H190V186H188ZM193 187V186H192ZM200 187V186H199ZM203 187V186H202ZM231 187H234V189H232ZM240 187V188H239ZM195 188H196V186H195ZM194 188V189H195ZM180 189V188H179ZM199 189H202L201 187L199 188ZM200 190H195V192H199ZM185 192H187V193H190L189 192V190L188 191H185ZM200 193V192H199ZM190 195H191V198H192V201L194 202V204H196V205H199L200 203H201V201L199 200V195L200 194H194V193H190ZM212 203V204H213Z\"/></svg>",
	"mask_w": 264,
	"mask_h": 264
}]
</instances>
